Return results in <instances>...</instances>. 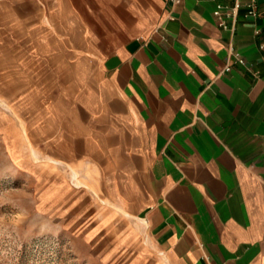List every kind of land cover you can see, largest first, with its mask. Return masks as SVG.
<instances>
[{
	"label": "crops",
	"instance_id": "1",
	"mask_svg": "<svg viewBox=\"0 0 264 264\" xmlns=\"http://www.w3.org/2000/svg\"><path fill=\"white\" fill-rule=\"evenodd\" d=\"M239 1L230 29L235 0H0L16 162L100 264H264V0Z\"/></svg>",
	"mask_w": 264,
	"mask_h": 264
},
{
	"label": "rangeland",
	"instance_id": "2",
	"mask_svg": "<svg viewBox=\"0 0 264 264\" xmlns=\"http://www.w3.org/2000/svg\"><path fill=\"white\" fill-rule=\"evenodd\" d=\"M14 100L0 92V264H100L101 252L89 250L82 224L49 213L39 202L42 188L23 169L30 165L16 162V149L26 155L30 149L14 136L21 129Z\"/></svg>",
	"mask_w": 264,
	"mask_h": 264
},
{
	"label": "built area",
	"instance_id": "3",
	"mask_svg": "<svg viewBox=\"0 0 264 264\" xmlns=\"http://www.w3.org/2000/svg\"><path fill=\"white\" fill-rule=\"evenodd\" d=\"M178 1V0H176ZM254 1L249 4L250 10L249 14L250 15H255V5ZM241 3L239 0H235L233 5H222L219 4L217 8L214 10V16L217 18L218 25L221 28H229L228 24L226 23V18H232L233 23L230 26V29H234L235 27V22L237 20L238 14H239V9H240ZM260 48L264 49V42L260 43ZM229 52L234 55L235 60L241 64L245 63V60L238 54L236 53L231 47L229 48ZM226 71L230 70V66H226L225 68Z\"/></svg>",
	"mask_w": 264,
	"mask_h": 264
}]
</instances>
